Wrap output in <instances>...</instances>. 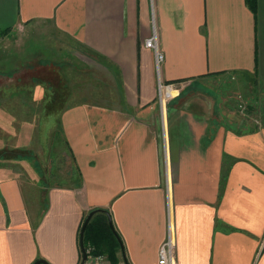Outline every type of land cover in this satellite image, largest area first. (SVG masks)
Masks as SVG:
<instances>
[{
  "label": "crops",
  "instance_id": "0c3cea01",
  "mask_svg": "<svg viewBox=\"0 0 264 264\" xmlns=\"http://www.w3.org/2000/svg\"><path fill=\"white\" fill-rule=\"evenodd\" d=\"M252 1L0 0V33L49 27L103 58L111 79L107 97L60 113L75 183L50 188L34 213L18 178L0 181V264H80L81 225L99 209L117 264H157L170 229L176 264H264V0ZM216 79L246 96L249 120L225 96L178 106ZM159 81L177 86L162 105Z\"/></svg>",
  "mask_w": 264,
  "mask_h": 264
},
{
  "label": "rangeland",
  "instance_id": "374dc122",
  "mask_svg": "<svg viewBox=\"0 0 264 264\" xmlns=\"http://www.w3.org/2000/svg\"><path fill=\"white\" fill-rule=\"evenodd\" d=\"M108 74L103 58L78 49L49 27L0 33V181L18 178L34 213L50 188L77 180L60 113L75 97H107ZM216 81L213 88L186 89L178 106L203 110L217 107L225 96L231 111L248 117L251 106L244 102L246 96L226 94Z\"/></svg>",
  "mask_w": 264,
  "mask_h": 264
},
{
  "label": "built area",
  "instance_id": "2783aa9c",
  "mask_svg": "<svg viewBox=\"0 0 264 264\" xmlns=\"http://www.w3.org/2000/svg\"><path fill=\"white\" fill-rule=\"evenodd\" d=\"M144 46L147 49L153 51L155 67L158 73L160 66L163 63L164 56L158 49L156 36L153 34L149 39H147L144 42ZM176 89L177 86L175 84L165 85L160 81L158 82V91H159L161 105L163 104V102H165L166 99L165 92L171 93ZM84 253H85V261L83 264H113L106 255L96 253L95 248L90 244L84 246ZM157 264H176L174 257V241L171 235V229L167 236L166 241L159 248ZM253 264H258V261H255Z\"/></svg>",
  "mask_w": 264,
  "mask_h": 264
},
{
  "label": "trees",
  "instance_id": "16d2710c",
  "mask_svg": "<svg viewBox=\"0 0 264 264\" xmlns=\"http://www.w3.org/2000/svg\"><path fill=\"white\" fill-rule=\"evenodd\" d=\"M251 2V8L254 9V1L251 0ZM59 129H61L60 126ZM87 244L92 245L96 253L106 255L113 264L118 263L116 255L120 250V244L110 230L108 218L105 214L94 215L88 223L84 232V246Z\"/></svg>",
  "mask_w": 264,
  "mask_h": 264
},
{
  "label": "water",
  "instance_id": "95a60500",
  "mask_svg": "<svg viewBox=\"0 0 264 264\" xmlns=\"http://www.w3.org/2000/svg\"><path fill=\"white\" fill-rule=\"evenodd\" d=\"M99 213H102V214H105L108 218V223H109V228L110 230L112 231V233L114 234V236L116 237V239L118 240L119 244H120V248L122 250V245H121V242L119 240V237L117 236L114 228H113V225L111 223V219H110V216L108 214V212L106 210H94V211H91L87 217L85 218L83 224H82V227H81V230H80V233H79V248H80V252H81V263L80 264H83L84 261H85V253H84V232H85V229L88 225V223L90 222V220L92 219V217L96 214H99ZM34 264H47L45 261L43 260H38L36 261Z\"/></svg>",
  "mask_w": 264,
  "mask_h": 264
}]
</instances>
